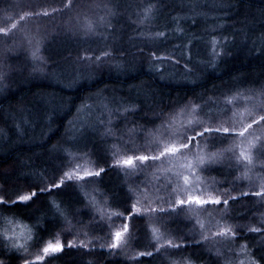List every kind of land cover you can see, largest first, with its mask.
Wrapping results in <instances>:
<instances>
[{
    "label": "trees",
    "instance_id": "1",
    "mask_svg": "<svg viewBox=\"0 0 264 264\" xmlns=\"http://www.w3.org/2000/svg\"><path fill=\"white\" fill-rule=\"evenodd\" d=\"M79 4V24L95 28L87 36L66 32L75 19L43 22L26 15L29 0H0V27L15 23L9 43L18 45L7 65L0 63L8 73L0 92V173L19 188L47 184L62 168L69 184L56 195L38 193L29 205L0 207V251L14 255L15 264H22L17 252L47 264L42 248L70 240L84 248H65L54 264H236L219 246L232 239L254 254L251 263L261 253L259 236L242 229L264 218V203L251 194L264 191V168L250 147L264 140V128L254 125L244 138L211 151L200 140L190 153L182 150L185 156L162 162L136 157L158 155L164 149L158 144L179 147L178 133L207 125L208 116L239 130L255 114L253 105L264 104V0ZM241 152L252 154L251 165ZM212 155L217 162L207 171L193 167L196 175L189 174V164ZM129 158L130 166L124 164ZM84 160L92 172L97 163L107 169L101 179H68ZM241 188L249 195L241 196ZM210 194L237 199L206 206L208 212L187 203L180 211L175 204ZM9 195L18 199L14 190ZM89 198L105 205L103 214ZM228 229L238 235H216ZM37 237L44 241L39 249L31 247ZM149 242L156 260L141 255Z\"/></svg>",
    "mask_w": 264,
    "mask_h": 264
},
{
    "label": "snow or ice",
    "instance_id": "2",
    "mask_svg": "<svg viewBox=\"0 0 264 264\" xmlns=\"http://www.w3.org/2000/svg\"><path fill=\"white\" fill-rule=\"evenodd\" d=\"M79 0H29V12L26 15H30L32 17L39 18L40 21L47 22V21H55L58 17L63 19L64 17H68L70 21L75 19L76 24L73 25L69 23L66 26V32L71 33L72 35H80L83 34L85 36L93 33L95 31L94 25L92 22L86 23L84 25L79 24V16L80 9ZM51 8L52 10L49 11L48 9ZM19 19L23 21L25 16H20ZM8 20H11V17H8ZM101 23H110L105 22L101 19ZM17 29V25L15 23L11 24V27H0V63L7 65V61L10 58V54H13L17 51L18 45L14 42L9 43L10 40L15 41V33L13 30ZM158 35H162V33H158ZM8 73L0 69V92H3L6 85L3 83L7 79ZM252 92V90H249ZM255 95V92H252ZM260 95H264V88H262ZM252 111L255 113L251 115V119L247 122L241 123L240 129H235L231 124H227L226 126H222L217 123V118L213 116H208V119L211 121L207 125H198L192 127L191 129L185 130L183 133H178L180 137V145L177 147L173 145L171 147H165L163 150L159 152L158 155L154 154L153 156L149 157L148 155H139L136 157L137 160L141 162H148L150 159L152 161H161L164 157L172 156L174 157L177 153L181 156H185L186 149L188 153L191 152L192 148L197 146L198 141L203 140L208 145H210V151L214 150L217 147H221L227 144L230 140H234L235 138H244L246 133H249L250 129H253V126H259L264 128V104L260 105L258 108L256 105H253ZM251 148H255V158L257 161L260 162V167L264 168V140H260L259 145H251ZM227 151V150H226ZM240 156L245 160L246 165H251L253 163V156L252 154H246L245 152H241ZM230 160V158H229ZM217 162V157L215 155L209 156L207 161H204L203 158H198L197 164H189L188 170L189 174L195 176L196 173L192 171L193 167H200L202 172L207 171V168L211 167L213 163ZM133 159L129 158L124 161L125 165H132ZM97 169L94 172H88L84 176H80L79 179L84 180L86 177H96L101 179L103 174L106 172V168L101 164L97 163ZM8 173H0V207L4 208L5 211H10L8 207L9 201L12 204L19 206V205H29L37 194H44V193H52L56 195L55 192L57 189H64L67 184L63 177L66 173L61 170L58 174H52L51 177L48 179L47 184L41 183H33V184H26L21 187H17L15 183H8L7 177ZM71 180V176L68 177ZM189 183L188 175L184 176V184L187 186ZM194 188L195 185H192ZM14 190V194L18 199H13L12 195H9V192ZM189 189L186 188V191ZM251 194L255 197H260L261 202L264 203V191H257L252 190ZM249 192L244 191L241 188V196H248ZM129 198V210L126 213H130L134 208V205L131 202V198ZM235 200L237 197L228 196L225 198H221L220 196L216 195H208L206 197L201 196H189L187 201L183 199H176L175 204L180 207V211L184 210L185 204L189 205H196L200 209L205 212L210 211V209L206 206L213 205V206H223L228 205L229 200ZM117 206V205H116ZM119 207V206H117ZM165 209L161 208V212H164ZM172 211H175L173 209ZM246 230L249 233L257 234L260 240H264V218H262L257 226H247L246 229H242V231ZM124 232H129V227L127 224L124 225ZM133 231H138L137 229H133ZM228 232H233V237L235 238L238 233H236L233 229H228L223 232H217V236H226ZM122 233L116 232L115 233V242L112 244L113 249H117L119 247V241L121 238ZM138 239V237H137ZM44 241L42 238L37 237L35 243L31 246L33 248L39 249L41 244ZM140 247L141 245H137ZM175 248H179L178 244L172 245ZM7 247V246H5ZM155 247V245L151 244L150 242L147 245H143V251L141 255H148L152 257V260L158 259L157 256H153L152 252L150 251L151 248ZM247 247V246H245ZM67 249H83L84 245L74 244L70 240L67 243H48L46 246L42 248L43 257L46 258L47 264H54V261L59 259L58 254H61ZM159 252V249H157ZM112 254L111 252L109 253ZM119 254L118 252L116 253ZM15 255H20L22 264H43L41 261V257L37 255L36 261L33 260L27 254L17 252ZM254 255V254H252ZM0 256H4L3 260H0V264H5L6 261L10 262V264H15V256L9 255L7 252L0 251ZM261 260H264V247L261 249V253L259 257L253 259L251 264H260ZM91 264V261L88 262Z\"/></svg>",
    "mask_w": 264,
    "mask_h": 264
},
{
    "label": "rangeland",
    "instance_id": "3",
    "mask_svg": "<svg viewBox=\"0 0 264 264\" xmlns=\"http://www.w3.org/2000/svg\"><path fill=\"white\" fill-rule=\"evenodd\" d=\"M248 109V106L245 110ZM231 113V112H230ZM165 145H170V144H165ZM158 147H163L165 148L166 146L158 144ZM79 167H77L74 171L71 170V172L69 173V176H71V178L73 179H77L80 180L79 177L80 176H84L86 173L88 172H92L91 170V164L90 162L84 160L82 161V163L80 165H78ZM78 169V170H77ZM146 176V178L148 177L147 175L144 174V177ZM144 179V178H143ZM146 186H148V183H144L142 185V188H145ZM89 204H91V206L93 207V209L95 210V213L97 214H103V207L105 208L104 204H100L101 206H99V204H96L94 199H90L89 198ZM260 213H262V211H260ZM221 248H224V251H226L229 256H233V258H235V263L236 264H251L249 262L250 258L252 257L251 252H249L247 249H245V247L242 248V246H240L237 242H235L232 239H225L224 241H221V244L219 245ZM256 246L261 249L262 247H264V240H260V238L257 239L256 242ZM260 255V254H259ZM258 255V257H259Z\"/></svg>",
    "mask_w": 264,
    "mask_h": 264
}]
</instances>
